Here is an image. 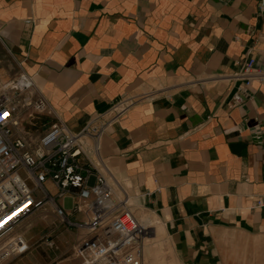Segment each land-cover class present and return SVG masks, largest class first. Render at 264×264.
Listing matches in <instances>:
<instances>
[{
	"label": "crops",
	"instance_id": "obj_1",
	"mask_svg": "<svg viewBox=\"0 0 264 264\" xmlns=\"http://www.w3.org/2000/svg\"><path fill=\"white\" fill-rule=\"evenodd\" d=\"M260 2L0 0V89L26 75L19 100L46 105L12 132L92 129L82 165L159 227L142 264H264V80L232 77L249 57L264 69ZM59 223L73 250L84 232Z\"/></svg>",
	"mask_w": 264,
	"mask_h": 264
},
{
	"label": "built area",
	"instance_id": "obj_2",
	"mask_svg": "<svg viewBox=\"0 0 264 264\" xmlns=\"http://www.w3.org/2000/svg\"><path fill=\"white\" fill-rule=\"evenodd\" d=\"M258 8L264 9V0ZM232 77L248 87L254 80H264V69L256 67L249 57ZM32 88L30 77L22 75L10 86L11 93L0 89V264L28 249L23 233L16 228L44 203L51 204L66 227L84 232L73 248L77 260L73 264H142L144 239L150 236V229L137 220L126 198H113L112 187L102 174L97 170L92 173L79 160L83 154L80 138L92 129L73 133L65 125L54 123L36 141L12 132L20 127L19 112H29L31 106L30 118L46 108L41 97L27 103L19 100L20 92L30 94ZM233 101L242 102L239 92ZM131 103L118 101L110 110L113 117L124 114ZM48 182L55 195L45 186ZM66 196L73 199L71 212L57 204V199ZM256 205L264 206L263 196ZM77 212L86 218L71 219L70 215ZM7 218L11 219L3 224Z\"/></svg>",
	"mask_w": 264,
	"mask_h": 264
},
{
	"label": "rangeland",
	"instance_id": "obj_3",
	"mask_svg": "<svg viewBox=\"0 0 264 264\" xmlns=\"http://www.w3.org/2000/svg\"><path fill=\"white\" fill-rule=\"evenodd\" d=\"M28 126L33 128L31 125ZM45 186L51 194H54L53 187L47 183ZM63 204L65 210L73 207L69 196L65 197ZM137 214L134 212L136 217ZM58 224L60 225L58 217L53 213L49 203L42 204L22 225L16 228V232L25 233L28 239V249L20 256L9 258L5 263L73 264L77 262L71 248L73 245L71 246L70 243V234L74 231L67 230L63 226L54 231V227ZM147 242L148 239H144V243Z\"/></svg>",
	"mask_w": 264,
	"mask_h": 264
},
{
	"label": "bare ground",
	"instance_id": "obj_4",
	"mask_svg": "<svg viewBox=\"0 0 264 264\" xmlns=\"http://www.w3.org/2000/svg\"><path fill=\"white\" fill-rule=\"evenodd\" d=\"M137 220L143 225V226H145L146 228H149L150 229V232H151V230L154 232V230H155V232H159V227H157L156 226V228L154 229V227H155V225L156 224H154L153 222H152V219H150L149 218V216L147 215V214H145V213H143V212H140L139 214H137ZM9 219H11V218H7L6 220H5V222H3V224H5V223H7V221H9ZM151 235V234H150ZM24 238H25V240H26V242H27V245H28V240L26 239V237L24 236ZM147 238H149V237H146L145 239H147Z\"/></svg>",
	"mask_w": 264,
	"mask_h": 264
}]
</instances>
